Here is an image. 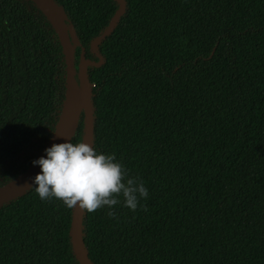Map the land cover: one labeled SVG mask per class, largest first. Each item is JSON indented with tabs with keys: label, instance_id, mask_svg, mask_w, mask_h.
Returning a JSON list of instances; mask_svg holds the SVG:
<instances>
[{
	"label": "trees",
	"instance_id": "16d2710c",
	"mask_svg": "<svg viewBox=\"0 0 264 264\" xmlns=\"http://www.w3.org/2000/svg\"><path fill=\"white\" fill-rule=\"evenodd\" d=\"M91 89V145L148 196L83 210L93 264H264V0H54ZM77 76V74L75 75ZM66 64L32 0H0V186L48 142ZM81 112L71 138L81 141ZM35 185L0 205V264H80L73 208ZM123 198L121 197V200Z\"/></svg>",
	"mask_w": 264,
	"mask_h": 264
},
{
	"label": "clouds",
	"instance_id": "9594fccd",
	"mask_svg": "<svg viewBox=\"0 0 264 264\" xmlns=\"http://www.w3.org/2000/svg\"><path fill=\"white\" fill-rule=\"evenodd\" d=\"M44 153L31 161L40 167L31 182L41 200L59 199L67 208L88 212L107 206L108 215L114 216L113 206L122 203L135 211L148 196L143 180L128 176L115 153L71 140L52 143Z\"/></svg>",
	"mask_w": 264,
	"mask_h": 264
},
{
	"label": "water",
	"instance_id": "95a60500",
	"mask_svg": "<svg viewBox=\"0 0 264 264\" xmlns=\"http://www.w3.org/2000/svg\"><path fill=\"white\" fill-rule=\"evenodd\" d=\"M37 7L45 14L47 19L56 31L58 40L61 44L66 64V84L64 91V99L58 119L55 123L53 132L46 143L45 147L38 157L45 155L44 149L51 146L52 143H59L62 140H71L79 122L81 112L84 116V132L81 141L91 145L93 135V114L91 103V89L87 79L86 67L88 64H99L98 62L87 61L82 59L78 66V74L75 76L73 49L71 40H76L73 29H69L65 24V11L55 3L54 0H32ZM119 1V9L112 17L107 28L97 37L91 44L93 51L96 50L97 42L104 36L109 34L113 25L123 14L125 4L123 0ZM37 157V158H38ZM40 171L39 165L31 164L24 171L16 175L11 180L0 186V205L10 201L18 195L24 193L34 185L31 178ZM83 210L79 207H73L72 225H71V242L73 252L80 264H93L86 255L85 249L81 243V226H82Z\"/></svg>",
	"mask_w": 264,
	"mask_h": 264
},
{
	"label": "rangeland",
	"instance_id": "374dc122",
	"mask_svg": "<svg viewBox=\"0 0 264 264\" xmlns=\"http://www.w3.org/2000/svg\"><path fill=\"white\" fill-rule=\"evenodd\" d=\"M76 74H78V71H77V73H75V75H76Z\"/></svg>",
	"mask_w": 264,
	"mask_h": 264
}]
</instances>
